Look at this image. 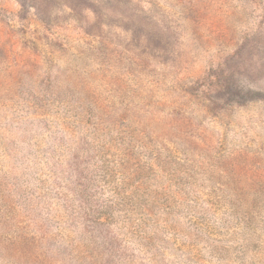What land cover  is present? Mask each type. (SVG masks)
Returning <instances> with one entry per match:
<instances>
[{"label": "rangeland", "instance_id": "1", "mask_svg": "<svg viewBox=\"0 0 264 264\" xmlns=\"http://www.w3.org/2000/svg\"><path fill=\"white\" fill-rule=\"evenodd\" d=\"M0 264H264V0H0Z\"/></svg>", "mask_w": 264, "mask_h": 264}, {"label": "trees", "instance_id": "2", "mask_svg": "<svg viewBox=\"0 0 264 264\" xmlns=\"http://www.w3.org/2000/svg\"><path fill=\"white\" fill-rule=\"evenodd\" d=\"M96 223H98V222H96ZM97 225H99V224H97Z\"/></svg>", "mask_w": 264, "mask_h": 264}]
</instances>
